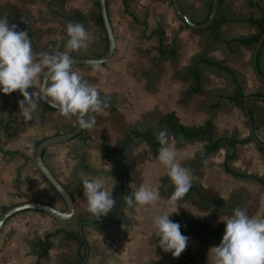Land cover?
<instances>
[{"label":"crops","instance_id":"0c3cea01","mask_svg":"<svg viewBox=\"0 0 264 264\" xmlns=\"http://www.w3.org/2000/svg\"><path fill=\"white\" fill-rule=\"evenodd\" d=\"M179 1L193 20L207 19L212 0ZM107 6L116 47L99 63L106 76L93 64L74 63L73 70L110 98L109 107L89 114L96 118L92 130L44 151L46 164L74 199V215L59 219L37 209L14 214L0 232V264H79L85 252L78 232L82 220L105 229L84 225L90 244L86 264H214L210 248L222 238L192 231L187 222L223 226L221 215L238 207L250 217L264 216V147L250 138L243 102L235 100L239 93L264 95V81L253 66L255 44L244 41L263 32L262 8L254 0H220L216 23L194 27L178 16L172 0H107ZM3 15L28 31L35 52L63 51L67 21L83 23L95 37L71 56H100L108 48L99 0H0ZM258 65L264 75V41ZM22 99L18 90L0 92V213L26 196L64 209L65 201L36 166L35 150L42 139L71 130L75 118L41 102L34 118L25 121L18 107ZM249 108L264 140V99H250ZM169 113L186 125L211 122L220 148L208 150L209 133L178 135L163 119ZM163 128L178 162L192 171V186L178 202H169L174 185L144 135L150 131L157 141L155 133ZM92 177L104 179L116 200L98 219L87 211L82 190V180ZM140 185L158 190L160 199L128 209L122 197ZM176 207L170 219L189 237L179 258L159 247L153 224L156 215Z\"/></svg>","mask_w":264,"mask_h":264},{"label":"clouds","instance_id":"9594fccd","mask_svg":"<svg viewBox=\"0 0 264 264\" xmlns=\"http://www.w3.org/2000/svg\"><path fill=\"white\" fill-rule=\"evenodd\" d=\"M66 33L68 39L63 51L35 52L28 31L18 30V25L10 23L6 15L0 16V92L9 95L19 91L23 99L18 101V107L25 121H31L44 102L56 108L61 116L74 117L81 130L90 131L96 125V118L89 114L103 112L109 107L110 98L101 96L93 83L73 70L75 61L71 53L87 49L94 35L78 21H67ZM92 68L107 74L98 62ZM155 135L160 145L157 159L168 170L167 176L175 189L169 202H178L192 186V171L178 162L167 128ZM82 185L87 211L97 219L107 216L116 207L113 189L105 188L104 179H83ZM122 199L128 209H135L152 205L160 196L158 190L140 185L133 194ZM177 212L176 207L153 218L159 247L174 258H179L186 250L189 240L181 233L180 224L170 219ZM220 222L225 224L222 240L218 246L210 248L214 264H264V216L250 217L238 207L230 216L221 215Z\"/></svg>","mask_w":264,"mask_h":264},{"label":"water","instance_id":"95a60500","mask_svg":"<svg viewBox=\"0 0 264 264\" xmlns=\"http://www.w3.org/2000/svg\"><path fill=\"white\" fill-rule=\"evenodd\" d=\"M256 2L264 11V0H256ZM172 3H173V6L178 16L182 20H184L187 24L191 26L200 27V26H208L213 23L216 17V14L218 12L220 0H212V4L210 7L208 17L203 22H197L193 20L182 8L179 0H172ZM99 4H100V10H101L103 23H104L105 30H106L107 37H108L107 51L100 56H90V57L72 56L75 63H86V64H94L97 62L103 63L107 61L114 53V50L116 47V38L114 35L113 26H112L109 13H108L107 0H99ZM263 41H264V30L261 33L257 42L255 43L254 51H253V66H254L255 73L261 80L264 81V75L260 71L259 65H258L259 52H260ZM253 98L264 99V95H257V94L245 95L244 100H243V107H244V111L246 114V119L249 124L250 138L259 146L264 147V140H262L257 134L254 120H253V117H252V114L249 108V100ZM81 132L82 130L76 124L71 130L67 132L54 134V135H51V136H48L42 139L37 144L36 150H35V162H36L37 168L40 170L43 176L48 180L51 186L56 190V192H58L60 196L63 198V200L65 201L66 207L64 209H59L49 203L40 201L35 198L16 203L14 205L9 206L7 209L3 210L0 213V232L5 222L11 216L25 209H37V210L43 211L59 219H69L74 215V212H75L74 199L72 195L70 194V192L68 191V189L66 188V186L61 182V180L53 173V171L46 164L44 160V151L47 146L54 144V143L67 141L77 136ZM85 224H91L95 226L96 228L102 231H105V229H103L102 227H100L99 225H97L96 223L90 220H82L80 222L79 227H78V232H79L80 238L82 239L85 245V252L79 264H86L89 254H90V244L84 232ZM217 236L222 238L221 235H217Z\"/></svg>","mask_w":264,"mask_h":264},{"label":"trees","instance_id":"16d2710c","mask_svg":"<svg viewBox=\"0 0 264 264\" xmlns=\"http://www.w3.org/2000/svg\"><path fill=\"white\" fill-rule=\"evenodd\" d=\"M254 3L257 4V2L255 0H254ZM10 21H15V20H10ZM216 21H217V18L213 21V25L216 23ZM258 22H259L260 29H261V32H262L264 30V17L261 20H258ZM101 23L104 26L103 19H101ZM104 28H105V26H104ZM259 37H260V33L253 34L252 36H250L248 38H244V41L246 43L254 45L257 42V40L259 39ZM243 96H244V94H241V93L237 94L236 97H235L236 102L242 104ZM47 106L49 108L53 109V110H57L56 108H54V107H52V106H50L48 104H47ZM163 119L168 121L171 124L173 130L178 135H180V136H182L184 138L191 139V138H195V137L204 135L206 133H209L210 143L208 145V150L209 151H216V150H218L220 148V143L218 141H216V140H213V125H212L211 122H206L205 124H200V125H186V124L182 123L179 120L178 116L176 114H174V113H169V114L165 115L163 117ZM144 135L150 140V142L154 146H156L155 153L157 154L158 153V149H159V143L157 141H155V137L153 136V134L150 131H146L144 133ZM242 175H247V174H242ZM129 191H130V189H129ZM129 191H128V193H129ZM58 195L60 196L59 193H58ZM26 199L30 200L32 198L29 197V196H26ZM7 208L8 207H6L5 209H7ZM186 225L192 231L204 230V231H207V232H210V233H214L216 235H221V236H223V231H224V228H225V225L219 226V227H212L209 223H206V222H199V223L187 222ZM47 246H49V244Z\"/></svg>","mask_w":264,"mask_h":264}]
</instances>
